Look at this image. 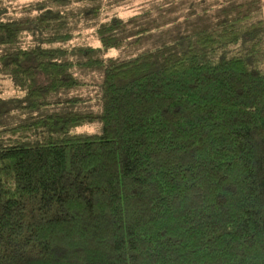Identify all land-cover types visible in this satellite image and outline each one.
Returning <instances> with one entry per match:
<instances>
[{
	"label": "trees",
	"instance_id": "trees-1",
	"mask_svg": "<svg viewBox=\"0 0 264 264\" xmlns=\"http://www.w3.org/2000/svg\"><path fill=\"white\" fill-rule=\"evenodd\" d=\"M98 1L0 0L24 94L0 98V264H264L261 0L150 1L73 44Z\"/></svg>",
	"mask_w": 264,
	"mask_h": 264
},
{
	"label": "rangeland",
	"instance_id": "rangeland-1",
	"mask_svg": "<svg viewBox=\"0 0 264 264\" xmlns=\"http://www.w3.org/2000/svg\"><path fill=\"white\" fill-rule=\"evenodd\" d=\"M2 4L8 8L7 16L8 17H19L23 15L26 10H31L28 7L29 3L37 1V0H1ZM155 0H99L94 5L99 7L98 16H92L91 20L87 21L88 28L81 31L80 34L77 35L72 43L73 44H86L90 43L94 47H98V39L95 35V31L97 26L101 22L110 21L112 17H120L124 20H128L129 18L135 16L141 9L143 5H147L148 2ZM100 4V5H98ZM263 13H264V0H261ZM31 6V5H30ZM23 7H25L23 9ZM30 38H27L24 43H29ZM122 56L121 50H110L105 54V57H119ZM77 73V72H76ZM84 76L80 78V80L86 82L88 85L83 88L75 91L77 97L84 98L85 102H79L76 110L80 113H98L99 99L102 97L101 87L97 84L102 82V76L94 72H88L85 70ZM82 73V74H83ZM78 76V75H77ZM18 95H24L21 92H18L17 87L15 86L12 79L0 73V98H9ZM101 122L96 120L91 124H86L80 126L75 129L76 133H85V134H95L101 131Z\"/></svg>",
	"mask_w": 264,
	"mask_h": 264
}]
</instances>
